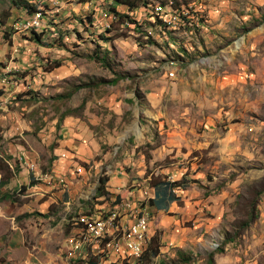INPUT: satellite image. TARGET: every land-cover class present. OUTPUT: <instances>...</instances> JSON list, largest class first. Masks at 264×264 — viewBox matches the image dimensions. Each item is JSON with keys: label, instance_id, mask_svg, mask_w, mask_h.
Here are the masks:
<instances>
[{"label": "rangeland", "instance_id": "obj_1", "mask_svg": "<svg viewBox=\"0 0 264 264\" xmlns=\"http://www.w3.org/2000/svg\"><path fill=\"white\" fill-rule=\"evenodd\" d=\"M174 2L61 0L45 45L15 28L30 9L0 0V264H62L64 202L88 211L106 176L110 206L139 197L151 220L149 264H264V0ZM163 180L181 185L159 216L148 206Z\"/></svg>", "mask_w": 264, "mask_h": 264}, {"label": "clouds", "instance_id": "obj_2", "mask_svg": "<svg viewBox=\"0 0 264 264\" xmlns=\"http://www.w3.org/2000/svg\"><path fill=\"white\" fill-rule=\"evenodd\" d=\"M7 165V164H6ZM9 166V165H8ZM27 170V169H26ZM107 177V176H106ZM101 179V178H100ZM25 188V186L22 187V189ZM21 189V190H22ZM106 189V187H105ZM18 191V190H17ZM139 196L144 197V195L147 193V191L138 190L136 191ZM47 193V192H46ZM49 194V193H48ZM50 195H52L50 193ZM11 196V195H9ZM111 194L109 192L99 195L98 194V186L95 185V187L91 190V194L88 198L85 197V199H90L92 202V206L88 211L81 212L79 211V208L81 207L78 204H75L76 206L74 208H71V204L68 205L67 202H64L66 206V210L68 211V214L65 215L63 218V225H65V232L67 233V237L64 240V248L62 252V264H126L127 262H131L132 260H142L144 251L146 248V245L149 239H151V220L148 216V233L147 238L144 244V250L141 256H125L121 257V259H116L115 256H107L105 259L100 258V253L104 251L106 253L107 248V241L110 239V237L106 238L104 241H101L100 239L95 240L89 247L87 244L81 243L77 244L75 240H78V235L80 232H83L84 224L83 219L89 218V216L93 215L98 208L105 213H108L113 210H117L121 215H126L127 217L129 215L134 214L135 208L140 211V215L146 214V210L143 207V204H138L137 199L139 197H132V198H122L120 201L114 202L112 206L109 205L108 199L110 198ZM155 196V194H154ZM118 196H116L117 198ZM137 206V207H136ZM148 206V205H147ZM150 207V206H148ZM81 209H85L84 207H81ZM131 216V217H132ZM49 219L52 220L50 217ZM55 220V219H54ZM70 238H73L70 240Z\"/></svg>", "mask_w": 264, "mask_h": 264}, {"label": "trees", "instance_id": "obj_3", "mask_svg": "<svg viewBox=\"0 0 264 264\" xmlns=\"http://www.w3.org/2000/svg\"><path fill=\"white\" fill-rule=\"evenodd\" d=\"M33 1L34 0H12V3L17 8H19L20 10L24 9V8H28V9H30L29 11H33L36 9V4ZM80 1H86V0H77V3ZM118 1L120 3H123L124 5H126L129 8V10H134L136 8H139L142 4L147 5L150 3V0H118ZM175 1H177V0H175ZM169 2H170L171 7L174 11L181 10V8H179L178 5L177 6L175 5L174 0H169ZM68 4L72 7L73 3L68 2ZM111 11H113L114 12L113 14H116L121 19L128 17L130 22L139 23V21L137 19H132V18H130L129 15L118 12L115 5L111 7ZM91 20H92V17H91ZM101 36L103 38L108 39L107 36H105L104 34H101ZM30 39L37 41V42L42 41L43 43H45V45L53 44L52 42H46V38L43 39L42 34L35 32V31L31 32V38ZM149 40L152 42L151 39H149ZM173 40L178 42L176 37H173ZM94 58H96L98 61H101L104 65H108L106 62L105 56L101 57L98 54H96L94 56ZM60 64H61L60 62H56V64L53 67H58V66H60ZM118 80H119V77L114 78L112 80V82H117ZM3 168L5 169V164L1 163V160H0V169H3ZM108 180H109L108 177L107 178L104 177V178L100 179V184L98 185V194L99 195H102V194H105L108 192L105 189V187H106L105 182H107ZM180 185H181V182L170 181V180H163V181H159V182L154 183L155 196L153 198L149 199V205L151 207H154L157 210H159V209L168 210L170 203L175 201V199H178V196L174 192V189L176 186H180ZM8 197H11V196H8ZM158 240L160 241V239L157 238L156 235H153L151 237L149 243H147V245H146L142 260H140V259L139 260H132L131 262H127L126 264H149V262L152 261L153 257L160 254V246L158 245ZM181 256H182V260H184V261H186V260L190 261V259H191L189 256L185 255L184 253Z\"/></svg>", "mask_w": 264, "mask_h": 264}, {"label": "bare ground", "instance_id": "obj_4", "mask_svg": "<svg viewBox=\"0 0 264 264\" xmlns=\"http://www.w3.org/2000/svg\"><path fill=\"white\" fill-rule=\"evenodd\" d=\"M60 2H61V0H53V2L49 5V7L47 9L31 11L30 14H28L27 16H25L23 18V20L20 24H17L15 26L16 30L22 31V29H24L26 31H29L31 29L32 31H35L38 33H43L46 28H49V21L50 20H57L58 18H60V16H61V14L59 12L60 11ZM47 13L49 14V16H47ZM32 19H37V21H32ZM45 177L52 179L53 175L52 174H46ZM139 213H140V211L135 208V212L133 214V216L135 217V220H134L132 226L129 227L130 229L127 233V235H128L127 239H129L130 236H132V234L138 229L137 228L138 225L144 224V227H143L144 231H142L140 244L136 248V251L140 253V251L143 247L145 234H146V232H148V228H147L148 227V221H147L148 216H147V214L140 215ZM106 216L107 217H103L100 220H98V219L94 220L93 223L91 222L92 225H91V228L89 230L90 232H88L87 234H86V232L85 233L82 232V234H84L85 236L83 238H79L76 241V243L77 244H81V243L85 244L86 240H88L89 241L88 243L90 244V243H92L91 240H96V239L104 240L106 238L105 235H106L108 228L113 227L116 224L117 225L115 226L116 228L114 229L113 233H116L117 235H119L124 231L125 228H123V226H125L126 224L122 223L123 219L120 217V214L111 211V213L110 212L106 213ZM130 216H132V214ZM117 219H119V220H117ZM102 225H104L103 228H101ZM111 231H112V229H110V232ZM109 234L110 233H108V235ZM210 244H212V243H210ZM209 247H212V245H209ZM119 248H120V245L115 250H118Z\"/></svg>", "mask_w": 264, "mask_h": 264}, {"label": "crops", "instance_id": "obj_5", "mask_svg": "<svg viewBox=\"0 0 264 264\" xmlns=\"http://www.w3.org/2000/svg\"><path fill=\"white\" fill-rule=\"evenodd\" d=\"M88 2H86L85 4L86 5H88L87 4ZM70 6H68V7H66L65 8V10L63 11L64 13L66 12H69V13H71V15H72V17H74L73 16V13L71 12L72 10H73V7L70 9L69 8ZM76 11V10H75ZM65 13V14H66ZM59 163H61V162H59ZM61 167L60 166H58V167H56V165H55V169H56V171L58 172V173H66L68 170L70 171L71 169H67V170H61L60 169ZM55 171V170H54ZM55 171V172H56ZM60 171H62V172H60ZM56 172V173H57ZM63 178L64 179H66V177L65 176H63ZM58 179H59V177H58ZM80 181V180H79ZM47 191L48 192H52L50 189H47ZM58 192V191H57ZM56 191H55V193H53L52 195H50V193H49V195H50V200H52L53 202L52 203H58V199H59V195H58V193H57ZM62 192V191H61ZM67 203H70V202H67ZM170 208H172L171 207V205L169 206V209ZM150 209H152V207L150 206ZM155 209V208H154ZM155 211V213H157V214H159V216H160V213L161 212H164L165 210H162V209H159V210H154ZM158 216V217H159ZM162 216V215H161ZM156 218V217H155ZM52 219L54 220L55 219V217H52ZM129 219H131V221H132V224H133V222H134V220H135V217L134 216H130L129 217ZM157 220V219H156ZM162 220V217H161V219H159L158 220V223H160V221ZM124 224V223H123ZM132 224L130 225H125V226H123V228H125L124 229V231L121 233V234H119V235H115L113 238H111V239H109L108 241H107V248H106V250L107 251H110L111 250V245L113 244V249L115 250L116 248H118L119 247V245L120 244H124V243H126V240H127V233H128V231H129V227H131L132 226ZM117 225V224H116ZM115 225V226H116ZM115 226H113V227H109L108 228V230H107V232H106V235H105V237L106 238H108V233H113L114 232V229L116 228ZM159 227H160V225H159ZM110 229H112V231L110 232ZM148 233V232H147ZM151 234H152V232H151ZM105 238V239H106ZM104 239V240H105ZM104 240H101V241H104ZM119 251L117 252V253H119V252H121V249H118Z\"/></svg>", "mask_w": 264, "mask_h": 264}, {"label": "built area", "instance_id": "obj_6", "mask_svg": "<svg viewBox=\"0 0 264 264\" xmlns=\"http://www.w3.org/2000/svg\"><path fill=\"white\" fill-rule=\"evenodd\" d=\"M104 13H105V17H107L108 15L106 14L105 10H104ZM32 21H37V19H32ZM147 221H148V217H147ZM103 227H104V225L101 226V228H103ZM143 227H144V224L138 225V227H137L138 229L132 234V236H130L129 239L126 240V243H124V248L127 249L128 257L134 256V252L136 251L137 246H139V244H140L142 231H144ZM118 251L119 250L113 249V244H112L110 254L108 256L114 255Z\"/></svg>", "mask_w": 264, "mask_h": 264}]
</instances>
